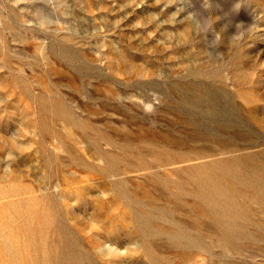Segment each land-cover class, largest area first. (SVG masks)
<instances>
[{
	"label": "rangeland",
	"instance_id": "obj_1",
	"mask_svg": "<svg viewBox=\"0 0 264 264\" xmlns=\"http://www.w3.org/2000/svg\"><path fill=\"white\" fill-rule=\"evenodd\" d=\"M169 2L0 0V264H264V0Z\"/></svg>",
	"mask_w": 264,
	"mask_h": 264
},
{
	"label": "clouds",
	"instance_id": "obj_2",
	"mask_svg": "<svg viewBox=\"0 0 264 264\" xmlns=\"http://www.w3.org/2000/svg\"><path fill=\"white\" fill-rule=\"evenodd\" d=\"M187 4V9L192 7L191 0H170L168 3V7H174L175 10L170 13V18L175 21L177 16V8L176 5L179 3L182 7L179 9V11L186 12V8L183 6L184 4ZM205 8H209L210 5L208 4L207 0L206 3H204ZM236 9H239L240 5L237 4ZM155 15V14H154ZM186 19L193 25L194 29L198 33H202L205 36L207 35L208 31L212 30L213 25L216 21L215 18L210 16H204L202 13L198 11H188L186 14ZM246 25L243 22L237 23L235 25L236 32L231 36L230 40L235 41H242L244 36L248 34L250 31L252 25ZM220 35L217 33L215 35V40L213 41V46H218L220 42ZM218 55H220L218 53ZM155 106L151 103L144 105V112L146 115H155ZM154 124V121L152 122ZM15 133L9 136L10 138L14 137ZM13 145H15V140H12ZM17 159L16 155L14 154V151H9L4 156V172H11L12 171V163L15 162ZM101 195H105V198H107V195L104 193H101ZM89 224L88 228V234L92 235L95 232L101 231V225L97 223L96 220L92 219L91 216H88L86 218ZM137 248V244L135 243H128L123 248L119 247L117 244L108 242L106 240H101L100 245L95 249L96 255L105 262H108V264H111L112 261L119 260L121 258H126L130 251H133Z\"/></svg>",
	"mask_w": 264,
	"mask_h": 264
}]
</instances>
